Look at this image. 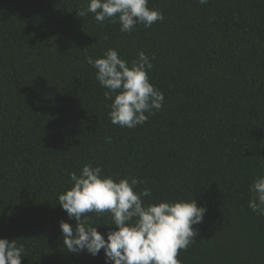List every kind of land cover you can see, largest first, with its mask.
I'll return each mask as SVG.
<instances>
[{"label":"trees","instance_id":"obj_1","mask_svg":"<svg viewBox=\"0 0 264 264\" xmlns=\"http://www.w3.org/2000/svg\"><path fill=\"white\" fill-rule=\"evenodd\" d=\"M89 0H0V238L21 264H104L71 253L58 203L70 173L135 176L145 202L191 198L206 209L181 264H264V216L248 207L264 173V0H148L163 19L131 32L97 22ZM141 51L162 108L135 128L112 124L111 100L86 56ZM101 234L110 213L86 214ZM100 224V225H98Z\"/></svg>","mask_w":264,"mask_h":264},{"label":"clouds","instance_id":"obj_2","mask_svg":"<svg viewBox=\"0 0 264 264\" xmlns=\"http://www.w3.org/2000/svg\"><path fill=\"white\" fill-rule=\"evenodd\" d=\"M198 2L203 5L208 0ZM88 12L97 22L111 19L119 23L122 32H131L139 24L151 27L163 19L162 12L148 7V0H89L79 16ZM86 61L96 69V80L107 89L104 96L111 100L108 115L112 124L135 128L148 120L145 113L153 115L162 108L164 94L149 80L153 65L143 51L128 61L109 48L95 59L86 56ZM69 175L71 187L58 195V203L76 222H59L68 252L97 256L103 251L104 264H181L179 251L193 241V226L202 223L206 211L193 197L145 202L143 198L151 196V189L136 190L143 181L135 176L114 179L90 163L81 167L79 175ZM249 192L248 207L264 216V173L253 178ZM93 212L110 213L112 223L105 225L115 228L101 234L86 215ZM23 252V244L0 238V264H21Z\"/></svg>","mask_w":264,"mask_h":264}]
</instances>
